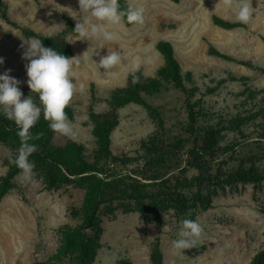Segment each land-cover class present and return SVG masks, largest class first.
<instances>
[{"label":"rangeland","instance_id":"374dc122","mask_svg":"<svg viewBox=\"0 0 264 264\" xmlns=\"http://www.w3.org/2000/svg\"><path fill=\"white\" fill-rule=\"evenodd\" d=\"M4 1L18 27L0 17V57L4 58L0 74L10 69V75L21 81V91H31L26 83L25 66L29 61L22 59L28 38L22 28L48 37L62 34L72 44L73 57L82 55L77 57L81 63L73 67L76 88L68 104L74 111V118L69 120L76 135L68 138L55 133L53 142L82 143L91 161L95 139L90 109L104 112L111 107V92L126 86L132 64L153 77L165 62L157 49L161 40L173 44L187 77L186 85L196 90L194 100L204 109L208 121L244 116L264 106V0H251L255 11L249 23L229 29L215 24L213 17L239 22V0H232L231 7L225 6L224 0H130L132 7L145 9L144 23L127 25L122 20L119 25H109V30L118 33V39L112 42L82 40L68 26L66 18L75 24L82 18L78 0ZM211 46L229 58L212 54ZM114 50H120L125 59L106 72L97 63L100 56ZM146 99L160 108L170 133L174 125L187 118L186 96L172 84L166 83ZM118 114L119 124L112 134L113 151L137 157L143 164L142 143L159 125L135 103L120 106ZM243 130L248 138L235 129L223 132L222 147L240 144L234 151L220 152L212 163L216 168L233 171L254 158L264 171V114L250 120ZM14 155L11 147L0 143V175L6 173ZM197 173L192 169L188 175ZM84 195L85 190L75 185L50 190L34 170L31 181L19 174L15 187L0 202V264H37L48 259L60 245L59 228L78 223L71 209L81 205ZM184 219L197 221L204 235L195 247L178 251L173 241ZM103 227L102 246L94 264H154L151 254L157 244L163 264H249L264 248V180L257 185H226L208 208L183 214L171 209L161 214V221L120 209L103 218Z\"/></svg>","mask_w":264,"mask_h":264},{"label":"trees","instance_id":"16d2710c","mask_svg":"<svg viewBox=\"0 0 264 264\" xmlns=\"http://www.w3.org/2000/svg\"><path fill=\"white\" fill-rule=\"evenodd\" d=\"M119 3L122 9L132 7L130 0H119ZM0 17L18 27L10 18L4 0H0ZM213 21L227 29L242 26V23L217 15ZM66 22L73 30L75 22L70 18H66ZM22 31L27 38L41 39L45 47L68 57L74 56L72 44L62 34L48 37L28 28H22ZM157 49L165 62L153 77L139 70L135 73L138 82L133 83V74H130L126 86L111 92L112 104L108 110L97 112L90 109L95 139L92 161L87 157L86 146L82 143L69 140L65 145L54 144L56 132L49 128V121L44 119L43 112L30 130L34 137L39 134V138L30 141L38 146V150L29 160L34 163L33 170L43 179L47 188L53 190L64 185H75L85 190L81 205L71 209V216L78 223L62 225L59 228L61 242L58 249L48 259L37 264H66L67 261L70 264H94L102 246L103 218L114 215L120 209L139 212L145 218L155 217L161 221V214L171 209L183 214L197 208H208L226 185H257L264 180V171L254 158L250 159L248 165L240 163L233 171H225L222 166L216 168L212 164L218 160L220 152L234 151L240 144L222 147L220 142L223 132L235 129L240 136L248 138L243 126L264 114V106L244 116L208 121L204 109L194 100L196 90L186 85L187 77L175 55L173 44L161 40ZM210 52L229 58L212 46ZM261 70L264 71V67ZM166 83L180 89L186 96L187 118L174 125L173 133L168 131L160 108L146 99V96L159 92ZM22 93L25 97L31 95L39 105L38 94L28 90ZM130 103L143 106L159 125L142 143L143 164L139 163L137 157L115 154L112 147V134L119 124L118 108ZM65 112L69 119L74 118L71 107L67 106ZM17 132L16 124L0 110V143L7 144L15 151L7 163L6 173L0 175V202L15 187V179L20 174V169L14 163L20 147ZM192 169L198 173L190 177L188 172ZM151 258L154 264H163L159 244L152 251ZM249 264H264V248L253 256Z\"/></svg>","mask_w":264,"mask_h":264},{"label":"clouds","instance_id":"9594fccd","mask_svg":"<svg viewBox=\"0 0 264 264\" xmlns=\"http://www.w3.org/2000/svg\"><path fill=\"white\" fill-rule=\"evenodd\" d=\"M82 18L78 20L73 29L82 40L102 39L112 42L118 39V33L109 30L108 26L119 25L122 20L129 24L140 25L144 23L145 9L143 7H128L122 9L119 0H78ZM227 7L232 6V0H224ZM251 0H239L236 19L242 24H248L254 15ZM88 14L84 16L83 14ZM91 17L92 19H89ZM27 47L22 53V59L29 61L26 64L27 86L31 92L38 94L39 105L31 95L24 96L21 81L10 75L7 69L0 74V110L5 117L13 121L20 138V147L14 163L20 169V174L27 181L33 179L35 165L29 157L38 150V146L31 143L33 136L31 129L36 125L43 112L44 119L49 121V128L65 137L72 138L76 135L65 108L70 103L76 85L74 83V64L81 63V59L68 57L55 49L45 47L38 37H30ZM21 47H24L22 45ZM125 57L120 50L107 52L100 56V68L110 72L119 66ZM4 58L0 57V66ZM139 65L132 64L130 73L133 74V83L138 82L135 76ZM204 235L203 227L195 220L184 219L178 232V238L173 241V247L178 251L193 248L200 242Z\"/></svg>","mask_w":264,"mask_h":264}]
</instances>
